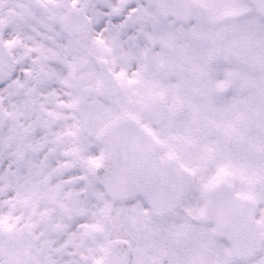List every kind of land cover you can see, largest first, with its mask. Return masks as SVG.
<instances>
[{"label": "snow or ice", "instance_id": "6c2138e0", "mask_svg": "<svg viewBox=\"0 0 264 264\" xmlns=\"http://www.w3.org/2000/svg\"><path fill=\"white\" fill-rule=\"evenodd\" d=\"M0 264H264V0H0Z\"/></svg>", "mask_w": 264, "mask_h": 264}]
</instances>
